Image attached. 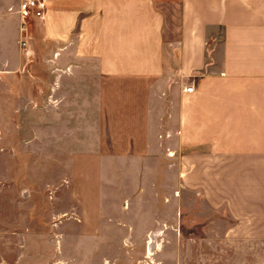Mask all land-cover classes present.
<instances>
[{
  "label": "crops",
  "instance_id": "obj_1",
  "mask_svg": "<svg viewBox=\"0 0 264 264\" xmlns=\"http://www.w3.org/2000/svg\"><path fill=\"white\" fill-rule=\"evenodd\" d=\"M16 16L8 32L0 9L4 48L15 46ZM38 25L41 44L56 46L54 57L69 46L73 60L94 65L92 148L74 154L71 165L102 166L98 199L101 187L139 183L172 163L182 167L186 199L234 219L257 212L264 194V0H45ZM75 202L82 217L81 195ZM80 226L92 227L85 220Z\"/></svg>",
  "mask_w": 264,
  "mask_h": 264
},
{
  "label": "rangeland",
  "instance_id": "obj_2",
  "mask_svg": "<svg viewBox=\"0 0 264 264\" xmlns=\"http://www.w3.org/2000/svg\"><path fill=\"white\" fill-rule=\"evenodd\" d=\"M11 1L0 9L13 33ZM39 34L34 20L14 47L0 46V264H264V194L254 215L212 212L186 199L171 163L101 187L98 199L102 166L71 165L92 148L94 65L73 60L69 46L54 57Z\"/></svg>",
  "mask_w": 264,
  "mask_h": 264
},
{
  "label": "built area",
  "instance_id": "obj_3",
  "mask_svg": "<svg viewBox=\"0 0 264 264\" xmlns=\"http://www.w3.org/2000/svg\"><path fill=\"white\" fill-rule=\"evenodd\" d=\"M45 9V0H18L17 15L19 19L18 31L22 38L26 37L31 21L40 20ZM22 46L25 41H20ZM192 86L183 88L185 92H192Z\"/></svg>",
  "mask_w": 264,
  "mask_h": 264
}]
</instances>
